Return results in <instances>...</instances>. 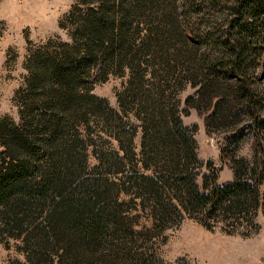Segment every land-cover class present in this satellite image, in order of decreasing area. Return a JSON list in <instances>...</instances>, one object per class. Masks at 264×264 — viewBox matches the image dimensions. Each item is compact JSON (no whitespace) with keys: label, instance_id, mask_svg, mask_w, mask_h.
Returning <instances> with one entry per match:
<instances>
[{"label":"trees","instance_id":"1","mask_svg":"<svg viewBox=\"0 0 264 264\" xmlns=\"http://www.w3.org/2000/svg\"><path fill=\"white\" fill-rule=\"evenodd\" d=\"M243 2L239 16L226 23L221 51L213 58L190 59L184 67L185 80L196 88L185 100L186 114L191 107L208 109L218 97L210 113L214 122L221 110L220 120L231 122L235 113L256 108V67L249 58L260 54L264 26L258 27L250 9L259 3ZM150 5V0H79L60 23L72 41L51 39L27 58L29 74L21 92L31 100L22 110L23 119L25 114L29 119L22 128L0 125V228L23 240L21 249L32 264H154L157 260L142 249L147 246L138 243L139 237L161 236L186 215L210 229L222 224L230 233L250 235L258 229L256 213L264 212L259 149L252 163H231L235 180L219 184L220 168L200 158L197 128L184 124L172 98L156 100L148 91L143 99L137 92L131 95V102L140 104L142 157L137 159L134 151L136 130L128 133L119 123L125 139L120 132L114 135L127 154L102 152V182L84 178L80 142L61 136L68 122H77L99 100L92 92L96 81L134 66L139 53L135 20ZM183 35L189 45L193 33ZM125 157L133 171L119 175L126 172ZM139 161L151 173L140 171ZM122 193L131 197L122 199ZM142 214L153 219L146 230L136 227Z\"/></svg>","mask_w":264,"mask_h":264},{"label":"rangeland","instance_id":"2","mask_svg":"<svg viewBox=\"0 0 264 264\" xmlns=\"http://www.w3.org/2000/svg\"><path fill=\"white\" fill-rule=\"evenodd\" d=\"M150 1L145 15L135 20V44L139 53L134 68L126 66L122 72H110L107 79L96 81L92 92L99 100L93 106L89 104L87 113L77 122H68L69 130L61 136L69 138V142H80L87 165L84 178L98 177L102 182V152L127 154L120 148L115 131L125 139L123 130L129 129L128 133L136 130L134 151L137 159H141L143 130L138 116L140 104L131 102V95L137 92L143 99L148 91L156 100L172 98L178 101L184 124L191 129L197 128L195 138L200 158L205 162L212 160L213 165L220 168L219 184L232 182L236 174L231 163H252L258 149L257 157L264 160V151H260L264 145V43L258 45L260 54L249 58V65L256 67L252 72L258 102L254 110L248 109L242 115L235 113L231 122L220 120L224 112L221 110L217 122H214L210 113L218 97L213 99L208 109L202 111L191 107L186 114L183 112L187 107L185 100L196 88L189 79L185 80L184 67L190 59L213 58L221 51L226 23L239 16L238 8L243 9L244 2ZM254 1L259 4L250 9L261 28L264 26V0ZM76 3L79 0H0V125L5 128L26 125L29 115L25 114L23 119L22 110H26L27 101L31 103V100H24L21 90L27 85V58L32 50L43 47L51 39L72 41L69 30L62 28L60 23ZM186 31L194 36L193 40L189 39V45L183 35ZM200 78L203 79L202 76ZM159 92L164 94L159 95ZM121 122L124 123L123 130L119 127ZM80 157L79 154L76 159L81 160ZM48 160L49 157L45 156L42 161L47 163ZM126 161V172L121 171L119 175L133 171L130 159L126 158ZM138 169L151 173L141 161ZM207 171L204 167L203 173ZM199 181L202 182V175ZM261 189L264 196V183ZM130 197L126 193L121 196L122 199ZM139 221L136 227L140 230L153 225V219L145 214ZM255 223L258 229L245 235L239 231L230 233L222 224L210 229L198 219L186 215L180 224L161 236L144 241L149 236L142 234L138 243L145 242L147 247L142 249L154 255L157 260L154 264H264L262 209L256 213ZM23 245L22 239L12 237L0 228V264H32L21 249Z\"/></svg>","mask_w":264,"mask_h":264},{"label":"bare ground","instance_id":"3","mask_svg":"<svg viewBox=\"0 0 264 264\" xmlns=\"http://www.w3.org/2000/svg\"><path fill=\"white\" fill-rule=\"evenodd\" d=\"M222 255V254H221ZM222 257V256H221Z\"/></svg>","mask_w":264,"mask_h":264}]
</instances>
